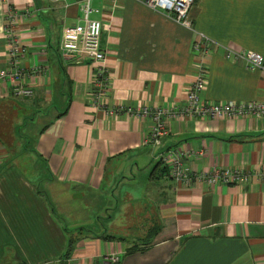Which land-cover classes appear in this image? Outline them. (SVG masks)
<instances>
[{
    "label": "crops",
    "instance_id": "0c3cea01",
    "mask_svg": "<svg viewBox=\"0 0 264 264\" xmlns=\"http://www.w3.org/2000/svg\"><path fill=\"white\" fill-rule=\"evenodd\" d=\"M141 1L89 0L88 18L100 22L104 104L180 105L197 62L206 71L201 101L264 100V72L233 58L246 51L264 57V0H195L188 28ZM79 4L0 1V69L7 66L5 13L27 10L15 29L25 49L20 83L31 90L30 97L18 98L8 85L0 86V115L18 111L30 117L31 108L40 109L43 120L31 152L45 168L47 188L82 189L99 199L121 196L112 216L139 212L145 239L124 248L107 235L81 232L73 239L34 179L14 164L0 173V264H109L111 254H118L117 264H264V120L168 121L164 136L142 145L149 121L106 117L91 107L93 63L58 50L61 29L82 22ZM196 33L209 40L204 54L192 52ZM166 150L203 151L205 157L184 159V167L195 173L212 166L240 169L246 182L182 188L162 172L157 156ZM139 187L147 193L143 201L131 196ZM68 237L71 252L63 259Z\"/></svg>",
    "mask_w": 264,
    "mask_h": 264
},
{
    "label": "built area",
    "instance_id": "2783aa9c",
    "mask_svg": "<svg viewBox=\"0 0 264 264\" xmlns=\"http://www.w3.org/2000/svg\"><path fill=\"white\" fill-rule=\"evenodd\" d=\"M6 2L7 0H0ZM195 0H142V4L154 11H158L172 19L174 22L188 28L190 21L188 13ZM81 24L65 26L61 29L58 50L64 57L81 56L93 63V75L91 78L92 91L90 93V106L103 112L106 117L126 116L138 120H148L149 128L141 140L142 145H153L158 138L166 134V122L190 118L212 119H246L264 120V100L234 103L231 101L211 103L200 100L199 92L205 84L206 71L201 62H197V71L190 86L187 88L184 101L180 105L169 107L137 106L135 109L124 108L120 104L108 106L102 102L107 96V75L102 62L104 52L98 45L100 22L89 19L91 12L89 0H79ZM27 10L19 13L8 9L4 16L2 37L7 66L0 69V86H9L13 97L28 98L31 90L20 83L22 77L19 60L25 54V49L19 42V35L15 26L20 19L27 17ZM209 40L201 34H197L192 42V52H206ZM233 58L241 59L245 67L251 70L264 72V57L246 51L233 53ZM191 157H205L202 151L166 150L157 158L164 168L165 177L182 188H189L193 182H202L209 188L216 185H243L246 182L247 173L240 169L222 168L212 166L208 170L192 172L184 167V159ZM109 264L118 263V254L106 257Z\"/></svg>",
    "mask_w": 264,
    "mask_h": 264
},
{
    "label": "rangeland",
    "instance_id": "374dc122",
    "mask_svg": "<svg viewBox=\"0 0 264 264\" xmlns=\"http://www.w3.org/2000/svg\"><path fill=\"white\" fill-rule=\"evenodd\" d=\"M30 117H24L19 112L9 116L0 115V173L11 167L19 165L21 172L34 180L32 185L38 187L40 193L48 201L56 221L61 228L72 232L75 228H82L83 232L94 235H107L119 240L123 248L136 244L145 239L143 224L145 220L139 217V212H125L124 216H112L117 207L119 211L121 196H104L99 199L82 189H62L56 187L52 192L47 188L46 171L38 158L31 152L36 129L41 126L40 109H32ZM34 115V119L30 120ZM42 174V177H41ZM124 188L119 186L117 192ZM138 192L131 196L144 200L147 196L144 187H139ZM74 193V197L70 195ZM132 199V197H130ZM127 247V246H126Z\"/></svg>",
    "mask_w": 264,
    "mask_h": 264
},
{
    "label": "trees",
    "instance_id": "16d2710c",
    "mask_svg": "<svg viewBox=\"0 0 264 264\" xmlns=\"http://www.w3.org/2000/svg\"><path fill=\"white\" fill-rule=\"evenodd\" d=\"M157 165H158V164H157ZM162 170H163L162 172L165 171L164 168H163ZM81 232H83V229H82V228H75V229L72 230V233H73L74 235H71L70 237H73V239L76 240L77 236H79ZM66 233H71V232L66 231ZM72 233H71V234H72ZM84 233H85V232H84ZM102 236H103V235H102ZM70 237H68L66 250H65L64 254L62 255V258H63V259H67V258L69 257V255H70V252H71V249H70V248H71V244H72V239H71ZM104 238H106V237L104 236ZM107 238H108V239H112V237H107ZM60 264H63V263H60Z\"/></svg>",
    "mask_w": 264,
    "mask_h": 264
}]
</instances>
